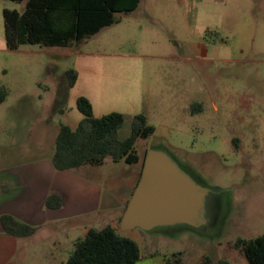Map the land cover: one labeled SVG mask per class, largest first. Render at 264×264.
<instances>
[{"label": "rangeland", "instance_id": "1", "mask_svg": "<svg viewBox=\"0 0 264 264\" xmlns=\"http://www.w3.org/2000/svg\"><path fill=\"white\" fill-rule=\"evenodd\" d=\"M5 8L21 11L22 4L0 0L1 50ZM116 19L71 47L0 51L7 91L0 103V209L56 186L55 138L61 124L75 128L82 119L76 100L85 97L94 117L125 116L120 140L135 115L154 128L134 143L137 164L106 159L73 170L102 188L95 226L114 216L113 204L125 205L147 151L160 149L218 205L197 227L138 231L142 255L161 254L171 264H248L233 245L264 234V0H140ZM69 69L77 72L72 88ZM83 221L72 230L65 217L51 220L34 237L10 243L0 234V264H63Z\"/></svg>", "mask_w": 264, "mask_h": 264}, {"label": "trees", "instance_id": "2", "mask_svg": "<svg viewBox=\"0 0 264 264\" xmlns=\"http://www.w3.org/2000/svg\"><path fill=\"white\" fill-rule=\"evenodd\" d=\"M24 3L21 11L3 9L5 48L18 50L23 45L41 48L71 47L97 34L101 29L117 22V13H131L140 0H8ZM68 87L77 80L74 69L66 71ZM7 91L0 87V103ZM76 108L82 119L75 128L61 124L55 139L51 164L56 171H71L83 166H98L104 160L137 164L134 143L138 138H148L154 128L143 114L135 115L128 138L120 140L117 132L125 121L121 113L112 112L94 117L92 106L85 97H78ZM145 159V156H144ZM143 159V163H144ZM142 163V167H143ZM141 167V171H142ZM141 173L139 174L140 178ZM139 181V179H138ZM45 205L50 209L61 206L58 195H49ZM3 232L12 237L32 236L37 227L20 222L10 215L0 218ZM234 248L239 250L248 264H264V234L237 238ZM141 258L138 244L110 225L89 229L74 241L65 264H135ZM219 264H227L220 261Z\"/></svg>", "mask_w": 264, "mask_h": 264}, {"label": "water", "instance_id": "3", "mask_svg": "<svg viewBox=\"0 0 264 264\" xmlns=\"http://www.w3.org/2000/svg\"><path fill=\"white\" fill-rule=\"evenodd\" d=\"M210 189L193 180L163 150L147 151L139 181L119 223V231L143 232L205 223Z\"/></svg>", "mask_w": 264, "mask_h": 264}, {"label": "crops", "instance_id": "4", "mask_svg": "<svg viewBox=\"0 0 264 264\" xmlns=\"http://www.w3.org/2000/svg\"><path fill=\"white\" fill-rule=\"evenodd\" d=\"M21 4L23 9L24 3ZM2 50L11 52L7 50L5 46ZM2 50L0 49V51ZM57 172L59 174L56 175V186L54 188H51L52 190L50 189L41 193L39 189L37 196L34 193L35 190L31 191V193H28L26 195L27 197L23 195L20 201L17 202V207L6 205L5 208H3L2 210L0 209V218L2 215H10L20 222L37 227V230L32 236L26 237L32 238L40 230V227H42L44 223L51 220L54 221L56 219H60L61 217H65V220L69 224V228L74 230L78 228L80 222L82 224V221L85 220L84 217L93 214L96 217H92L91 221L88 222L89 224H86V222L83 221V225L79 226L80 236H78L74 241L83 237L84 234L91 228L100 229L104 226L110 225L123 236H125V233L129 234V237L127 235L125 237H128L137 243V234H139L137 232L141 231L135 229L132 231L120 232L119 223L128 204V201L138 183L139 176L135 181L131 192L129 193L128 199L125 201V205L122 206V204L120 203L113 204L111 208L113 207L115 211V213H113L114 216L112 218L109 217L105 224H103L102 226H95L94 223H97L99 221L102 206L103 194L101 193V186L94 181L85 179L84 177L79 175H75L74 173H72L73 170ZM52 194L58 195L61 198V206L58 209H50L45 205L46 198ZM0 234L5 236L6 242L8 241L7 243H10L13 239H23L6 235L3 232L1 221ZM74 241L72 242V245ZM67 258L65 259L63 264H65ZM135 264H171V262L169 258L161 254L152 253L149 255H142L141 253V258Z\"/></svg>", "mask_w": 264, "mask_h": 264}, {"label": "flooded vegetation", "instance_id": "5", "mask_svg": "<svg viewBox=\"0 0 264 264\" xmlns=\"http://www.w3.org/2000/svg\"><path fill=\"white\" fill-rule=\"evenodd\" d=\"M218 201L212 198L211 193H209L205 200V219L215 215V208H217Z\"/></svg>", "mask_w": 264, "mask_h": 264}]
</instances>
